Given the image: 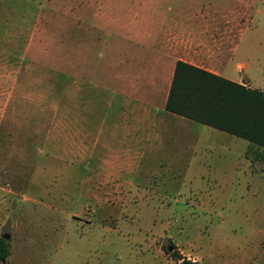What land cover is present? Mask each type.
<instances>
[{
    "label": "rangeland",
    "instance_id": "obj_1",
    "mask_svg": "<svg viewBox=\"0 0 264 264\" xmlns=\"http://www.w3.org/2000/svg\"><path fill=\"white\" fill-rule=\"evenodd\" d=\"M164 33L264 89V0H0L7 264H264V148L158 124Z\"/></svg>",
    "mask_w": 264,
    "mask_h": 264
},
{
    "label": "trees",
    "instance_id": "obj_2",
    "mask_svg": "<svg viewBox=\"0 0 264 264\" xmlns=\"http://www.w3.org/2000/svg\"><path fill=\"white\" fill-rule=\"evenodd\" d=\"M165 108L264 148V89L246 86L178 59ZM9 254L10 243L0 235V264H7ZM173 255L181 258L177 251ZM180 264L202 263L182 257Z\"/></svg>",
    "mask_w": 264,
    "mask_h": 264
},
{
    "label": "crops",
    "instance_id": "obj_3",
    "mask_svg": "<svg viewBox=\"0 0 264 264\" xmlns=\"http://www.w3.org/2000/svg\"><path fill=\"white\" fill-rule=\"evenodd\" d=\"M174 40H175V38L172 37L171 33H164L161 38H158V57H157V59H158V62H160L159 64L161 66L170 65V67L173 68L175 63H176V61L178 59H181V60H184V61L189 62L191 64H194L196 66L208 69V70H210L212 72H215V73H217L219 75H222V76H224L226 78H229L231 80L243 83L241 77L245 76V73H246V70H247V69L244 68L245 67L244 64H239L238 65L240 68H242V72H243L244 75H240L239 77L236 78V77L229 76V75H227L225 73L224 67L226 65H228L229 62H207V61H205V58L201 59V58L198 57L201 54L203 55V57L208 55L209 54L208 52L210 51V49H202V50H199V51L193 50L192 52H188V55H190V56L192 55V56H194V58H192V57L188 58L186 56H184V57L177 56V57L171 58L173 53L167 51L166 50L167 49L166 46L168 44L173 45V43L177 42V40L175 42H174ZM172 71H171L170 76L168 77V84H167V88H166V92H165V96L166 97H167L169 86H170V82H171ZM247 83H249V80H246V82L243 83V84H245L246 86L254 87V86H252L250 84L247 85ZM163 114L166 115V116L168 115V117H170V118L171 117H179V116H181V115H178V114H175L173 112L168 111L165 107L159 108L158 109V124L162 123V121L164 119L162 117ZM2 221L3 220L0 219V225H1ZM10 254H11V250H10Z\"/></svg>",
    "mask_w": 264,
    "mask_h": 264
},
{
    "label": "water",
    "instance_id": "obj_4",
    "mask_svg": "<svg viewBox=\"0 0 264 264\" xmlns=\"http://www.w3.org/2000/svg\"><path fill=\"white\" fill-rule=\"evenodd\" d=\"M1 236L3 237V238H8L9 237V233H7V232H3L2 234H1ZM170 248V247H169Z\"/></svg>",
    "mask_w": 264,
    "mask_h": 264
}]
</instances>
